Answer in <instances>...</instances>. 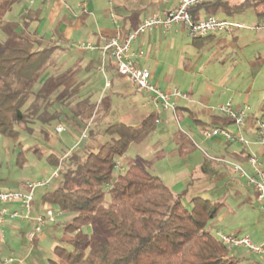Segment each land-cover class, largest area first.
I'll use <instances>...</instances> for the list:
<instances>
[{
    "label": "trees",
    "instance_id": "16d2710c",
    "mask_svg": "<svg viewBox=\"0 0 264 264\" xmlns=\"http://www.w3.org/2000/svg\"><path fill=\"white\" fill-rule=\"evenodd\" d=\"M13 2L0 0V135L16 142L31 132V125L50 126L60 119L66 99L77 101L76 109H70L74 120L90 117L95 104L82 98L77 84L53 97L72 73L51 74L57 46L38 48L19 22L2 21ZM252 8L264 20V0L202 1L190 12L197 20L201 9L234 16ZM202 40L194 39L198 46ZM157 119L152 113L138 126L109 124L107 139L97 150L84 147L61 158L49 155V162L59 168L53 179L59 181L42 195V205L70 217L60 223L68 236L59 239L65 244H56L51 264H241L236 249L209 226L221 202L195 196L188 208L183 202L186 191L176 193L151 170V163L130 164L122 173L115 170L118 157L152 135ZM34 151L43 154L38 147Z\"/></svg>",
    "mask_w": 264,
    "mask_h": 264
},
{
    "label": "crops",
    "instance_id": "0c3cea01",
    "mask_svg": "<svg viewBox=\"0 0 264 264\" xmlns=\"http://www.w3.org/2000/svg\"><path fill=\"white\" fill-rule=\"evenodd\" d=\"M81 1L14 0L2 21L19 22L20 28L31 35L38 48L57 46L50 68L53 67V70L60 74L72 73L67 81H70V84L67 85L66 82L64 85L68 88L80 85L79 94L82 98H89L95 104L90 115L98 117L97 122H93L97 127L108 109L106 105L98 107V104L105 98V93L109 92V95L116 94L130 104L135 106L139 104L141 108L149 109L145 118L152 113L158 114L153 136L160 134L158 125L174 119H183L188 131L180 129L181 134L170 129L173 137L170 153L174 156L191 158L195 154L198 147L194 136L195 129L201 133L203 127H230L232 123H229L228 118L217 109L219 104L229 100H233L239 106L247 104L251 107V117L245 133H251L253 137L254 118L264 117V20L260 21L257 17L252 27L240 28L233 33L221 32L205 36L203 42H199L200 46L195 43V38L189 35L184 24L175 25L169 30L157 27L136 39L132 49L135 53L142 50L144 55L135 58L141 67L151 71L153 81L167 92L178 88L187 94V98H173L176 103L175 110L157 113L150 95L139 92L132 81L120 75L113 60L109 56L104 57L100 48L86 50L79 48L78 44L82 41L93 42L101 47L113 36L128 34L146 17L153 14L165 15L177 6L178 0H86L85 8L80 6ZM207 1L212 0H203ZM209 14L208 10L201 9L197 11V20ZM219 18L244 24L243 21L224 14ZM182 46L187 50L184 51ZM74 48L76 51H73ZM86 54L97 56L102 64L98 65L95 58L85 59ZM65 55L72 58L77 56L70 61L63 57ZM215 66L220 71L213 73L217 79H211ZM195 74L204 78V84L200 83L204 87L200 91L196 87L193 88L195 82L192 79ZM137 96L141 99L136 98ZM202 113L205 115L202 116ZM97 135V129L91 130L90 138L89 136L83 140L80 138L79 141L94 143L97 141L95 138ZM206 140L211 141L210 149L214 154H229L241 161L245 158L247 166L244 164L242 166L248 170H250L248 155L250 151H257L264 166V147L256 142V149L251 146L247 149L241 144L242 148L239 150L235 146L239 143L236 140L226 142L221 137ZM121 158L124 165L131 163L128 153ZM188 164L183 169L171 171L173 179L171 178L170 183L164 180V172L159 171L155 174L173 189L181 181L187 182L188 185L194 184V180L208 177L217 169V167L211 169L212 165L207 160H202L194 167H189ZM24 183L25 181L21 182L18 189H21ZM16 207L17 205L11 206L12 209ZM33 208L34 215L45 210L44 208L38 210L35 201ZM33 226L32 220H16L0 227V244L7 247L6 250L0 249V258L13 257L16 261L12 264H29L28 262L44 264L36 254L46 250L53 254L56 244L61 240L58 235L43 231L32 241L28 234ZM21 259L22 263L19 262Z\"/></svg>",
    "mask_w": 264,
    "mask_h": 264
},
{
    "label": "rangeland",
    "instance_id": "374dc122",
    "mask_svg": "<svg viewBox=\"0 0 264 264\" xmlns=\"http://www.w3.org/2000/svg\"><path fill=\"white\" fill-rule=\"evenodd\" d=\"M230 1L232 3H237L241 0ZM216 16L219 17L221 14L218 13ZM229 17H234L235 19L243 21L246 28L252 27L253 21L257 20L256 11L253 8ZM186 50L187 49L184 51ZM73 51H76V49L74 48ZM76 56L74 57L76 58ZM63 57L68 58L70 61L74 60V57H66V55ZM90 58H95L98 65L102 64L101 59L97 58V56L91 54L85 55V59ZM230 62L231 61L228 63L230 64ZM221 68L222 67H220V69ZM50 71L55 75L59 74L55 69L53 70V67L50 68ZM217 71L220 70L216 69L215 66L212 70L211 79H217L216 74H213L215 72L217 73ZM192 80L195 82L193 88L196 87L198 91L204 87L203 77H199V75L195 74ZM202 82L203 84H200ZM68 84H70V81L67 82V85ZM62 86L53 93L54 98L62 95L66 85ZM186 87L189 88V86ZM226 89L227 87L225 90ZM109 94V92H106L105 98L103 100L101 99L98 104V107L100 105H106L108 108L105 114L102 115L98 127L95 124L98 120L96 116L91 117V115L90 117H86L82 115V117L78 116V120H74L70 109L77 106V101L71 98L65 100L66 106H63L61 110L63 111L61 118L54 120L50 126H42L39 123L33 124L31 125V132H24L21 140L16 142L0 135V190L18 189L19 184L23 181L26 183L27 181H39L51 177L58 166L49 162V155L52 154L61 158L74 150L77 151L79 149L78 152H83V149L80 148L86 146V148L91 147V150H97L107 139V135L105 134L107 125L125 122L138 126L148 115L149 109H143L139 104L136 106L130 104V102H126L125 99H122L116 94ZM136 98L141 99L140 96ZM203 115L205 114L202 113V116ZM181 120L174 119L173 121L158 125L157 129L160 131L158 136L152 135L143 143L132 145L128 152L131 158L130 164L139 163L142 165H149V163H151V170L154 173H158L159 171L164 172V180L170 183L172 178L171 171L183 169L186 167L187 163H189V167H194L202 160H207L213 166H211V169L217 167L215 171L211 172L208 177L194 180V184L191 185L186 184L187 182L185 181H181L173 188L174 191L176 193L186 191L183 196V202L188 208L191 207V199L195 196H202L211 199L213 202H221L218 216L212 220L209 225L216 236V232L248 235L253 242L262 244L264 242V213L259 206V202L252 187L233 169L234 164H244V166H247L246 159L244 158V160L241 161L229 154L224 153L223 155H217L212 153L210 149L212 148L211 141L203 138L202 134L199 130L197 131V129H195L196 131L194 132L195 140L198 143L195 154L192 155L191 158H185L182 155L174 156L170 153L172 147L171 143H173V130L181 134L182 132L180 129L189 130L186 128V122H184V120L182 122ZM187 121H189L188 118ZM58 123L64 126L65 131L61 133L55 131ZM96 129L98 130V135L95 137L97 139L96 142L84 143L79 141L84 131L87 132L90 138L91 130ZM170 129L172 132H170ZM227 129L238 133V128L234 124H231ZM167 130H169V132H167ZM252 133L253 137L251 133H244V136L252 143L251 148L256 149L255 142L257 141V135L253 129ZM184 136L186 137V135ZM235 146L239 150L242 148L241 143H236ZM35 147L40 148L43 154L39 156L34 151ZM21 154L23 157L20 158H23V160L20 159L19 163V156ZM215 159L221 162L218 163ZM130 164L125 165L127 167ZM58 181V179H53L50 186L42 187L36 192L34 201L38 210L44 208L45 210L54 209L56 211L53 207L42 205V195L52 190L58 184ZM69 219V216L58 215L55 222L50 221L46 224L44 231L52 235H58L60 238H66L68 235L64 234L60 223ZM61 243L65 244V241L62 240ZM6 248V245L0 244L1 251L4 249L6 250ZM235 252L243 259L241 264H264V256L252 253L246 248H239ZM36 255L44 264H50L49 259L53 257L52 252L49 250L41 253L39 252ZM28 263L30 264V262Z\"/></svg>",
    "mask_w": 264,
    "mask_h": 264
},
{
    "label": "built area",
    "instance_id": "2783aa9c",
    "mask_svg": "<svg viewBox=\"0 0 264 264\" xmlns=\"http://www.w3.org/2000/svg\"><path fill=\"white\" fill-rule=\"evenodd\" d=\"M33 1V0H32ZM169 1V0H163ZM203 0H178L177 6L166 13L165 15L153 14L146 17L135 29L126 35H116L98 47L93 42H80L79 48L86 50H95L100 48L104 57L109 56L118 71L124 77L132 81L137 90L142 93L149 94L154 103L157 113L166 110H175L176 103L173 101L175 97L187 98V94L174 89L172 92H167L162 89L152 79V73L149 69L143 68L136 60V56H143L142 50L135 53L132 49L133 42L147 31L154 28L162 27L165 30L171 29L175 25L184 24L188 33L193 38L205 37L216 33H233L237 29L244 28L245 25L236 21L222 19L215 15H208L203 19L195 20L190 12L192 8L199 5ZM86 0L80 2L82 8L86 7ZM217 109L224 116L229 117L234 125L238 128V133L232 132L226 127L212 126L203 127L201 134L205 139L221 137L226 142L233 140L250 148L251 142L245 138L244 133L248 128V122L251 117V107L249 105H236L233 100L219 104ZM158 122V121H157ZM257 135L256 143L264 147V117L259 116L254 118V126L252 127ZM56 131L61 133L65 131L63 125H58ZM88 137L84 131L81 139ZM250 170L244 168L241 164H234V171L239 176L247 181V184L252 187L259 206L264 213V166L261 161V155L257 151H250L248 155ZM126 169L121 157H118L115 164L117 172H124ZM59 168H57L51 177L39 181H27L25 189H8L0 190V227H4L7 223L16 220L34 221V226L29 232V239L34 241L44 231V227L48 222H53L61 213L53 209H46L36 215L33 214V205L36 190L43 186H48L51 180L57 177ZM12 205H17L12 209ZM217 236L223 243L233 249L246 248L250 252L264 256V242L257 244L253 242L250 236L240 234H225L216 232ZM16 259L13 257H1L0 264H12ZM20 263L23 260H19Z\"/></svg>",
    "mask_w": 264,
    "mask_h": 264
}]
</instances>
